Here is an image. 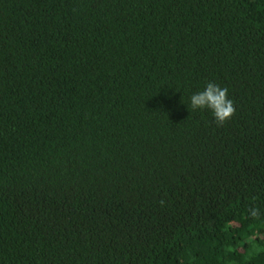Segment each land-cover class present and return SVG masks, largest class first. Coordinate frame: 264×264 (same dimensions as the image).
Masks as SVG:
<instances>
[{"label": "trees", "instance_id": "trees-1", "mask_svg": "<svg viewBox=\"0 0 264 264\" xmlns=\"http://www.w3.org/2000/svg\"><path fill=\"white\" fill-rule=\"evenodd\" d=\"M0 264H264V0H0Z\"/></svg>", "mask_w": 264, "mask_h": 264}, {"label": "clouds", "instance_id": "clouds-1", "mask_svg": "<svg viewBox=\"0 0 264 264\" xmlns=\"http://www.w3.org/2000/svg\"><path fill=\"white\" fill-rule=\"evenodd\" d=\"M192 111L208 109L212 112L218 127L223 126L235 115L236 107L228 97V89L214 82H208L206 87L190 97Z\"/></svg>", "mask_w": 264, "mask_h": 264}]
</instances>
